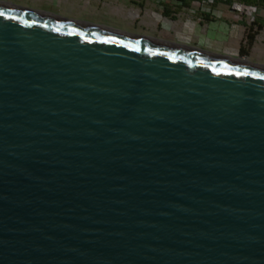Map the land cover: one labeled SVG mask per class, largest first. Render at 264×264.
<instances>
[{
  "label": "water",
  "instance_id": "1",
  "mask_svg": "<svg viewBox=\"0 0 264 264\" xmlns=\"http://www.w3.org/2000/svg\"><path fill=\"white\" fill-rule=\"evenodd\" d=\"M0 264H264V65L0 1Z\"/></svg>",
  "mask_w": 264,
  "mask_h": 264
},
{
  "label": "crops",
  "instance_id": "2",
  "mask_svg": "<svg viewBox=\"0 0 264 264\" xmlns=\"http://www.w3.org/2000/svg\"><path fill=\"white\" fill-rule=\"evenodd\" d=\"M8 1L48 11H68L74 18L89 22L100 17L140 20L144 32L138 33L145 36L197 48L207 45L205 49L264 65V0H200L203 2L196 11L199 18L191 12L194 0ZM144 25L156 30H145Z\"/></svg>",
  "mask_w": 264,
  "mask_h": 264
},
{
  "label": "rangeland",
  "instance_id": "3",
  "mask_svg": "<svg viewBox=\"0 0 264 264\" xmlns=\"http://www.w3.org/2000/svg\"><path fill=\"white\" fill-rule=\"evenodd\" d=\"M0 1L11 3V4H14V5L23 7V8H27V9H30V10H34V11H40V12H44V13H48V14L50 13V14H53V15H56V16H59V17H62V18H67V19H71V20H77V21L86 22V23H90V24H93V23L94 24H102V25L111 27L113 29H117V30H120L122 32H126V33H132V34H136V35H143V33L141 34V33H138V32H144L141 29V27H140V24H141L140 20L135 22V20L134 21H132V20L131 21H125L124 19H114V18H111V17H100V19H95V20H97L96 22H92V21L89 22L88 20L84 21V19L74 18L72 15H70V13H68V11H62V12H59V11H57V12L56 11H48L46 9L20 5L17 2H11V1H8V0H0ZM196 18H199L198 14H197ZM147 28H148L147 26L144 27L145 30H150V31L151 30H156V29H154L155 27H153V28L149 27L150 29H147ZM204 46L205 47H201L200 49L204 48V50H207V51H211V52H215V53H221L220 51H213V50H210V49L209 50L205 49L207 47V45H204ZM221 54H224V53H221Z\"/></svg>",
  "mask_w": 264,
  "mask_h": 264
},
{
  "label": "built area",
  "instance_id": "4",
  "mask_svg": "<svg viewBox=\"0 0 264 264\" xmlns=\"http://www.w3.org/2000/svg\"><path fill=\"white\" fill-rule=\"evenodd\" d=\"M208 1H211V0H208ZM201 2H203V1L194 0L195 7L191 8V12H195L196 13L197 9H199V7H201Z\"/></svg>",
  "mask_w": 264,
  "mask_h": 264
},
{
  "label": "trees",
  "instance_id": "5",
  "mask_svg": "<svg viewBox=\"0 0 264 264\" xmlns=\"http://www.w3.org/2000/svg\"><path fill=\"white\" fill-rule=\"evenodd\" d=\"M179 2H184L185 0H178ZM252 0H248V2H251Z\"/></svg>",
  "mask_w": 264,
  "mask_h": 264
}]
</instances>
